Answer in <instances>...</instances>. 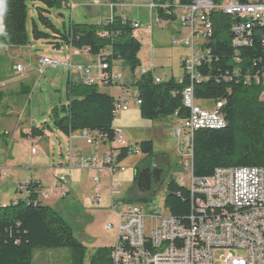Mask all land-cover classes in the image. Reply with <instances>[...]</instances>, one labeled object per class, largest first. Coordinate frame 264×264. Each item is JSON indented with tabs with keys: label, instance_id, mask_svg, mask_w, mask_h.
I'll return each instance as SVG.
<instances>
[{
	"label": "trees",
	"instance_id": "trees-1",
	"mask_svg": "<svg viewBox=\"0 0 264 264\" xmlns=\"http://www.w3.org/2000/svg\"><path fill=\"white\" fill-rule=\"evenodd\" d=\"M157 1L160 6L156 9L158 17L176 21L175 8L189 6L195 0ZM213 1L217 4L223 2ZM65 2L66 0H2L0 26L4 28L5 35H0V45L12 48L30 45L27 9L29 4L37 3L44 8H36L38 19L32 23L35 41L49 43L54 51L69 47L89 49L92 57L111 51L108 58L110 66L121 61L130 68L134 77L136 70L141 67L139 55L142 45L133 34L132 20L113 16L105 24H72L61 32L47 14L54 8H61ZM175 2L178 4H174ZM165 3H168L167 9L162 8ZM209 19L214 25L212 38L207 44L211 57L208 62L197 67L205 80L194 83L195 98L199 104L222 100L226 127L221 130L195 131L193 174L197 178L211 177L217 168H264V89L254 83L247 85L241 80L248 72L255 74L264 71V26L254 25L252 28L251 46L235 49L232 45L235 38L232 28L236 20L222 12H212ZM2 63L0 56V64ZM235 69L241 71V78L233 75ZM228 75L232 79L227 78ZM134 79L131 86L137 90L143 119L175 117L183 122L188 118L189 110L185 108L182 97L184 89L190 83L186 73L180 80L171 79L160 84L155 82L152 72ZM24 88L25 93H31L28 88ZM66 89L69 104L52 110L50 118L53 126L46 123L40 127H32L28 133L22 134V138L44 137L47 129L58 130L67 136L86 129L99 131L108 141L114 140L115 98L101 93L97 86L82 83L70 84L68 81ZM6 136L7 134L0 133V142ZM136 147L148 159L134 172L133 193L136 200L129 199L127 202L150 204L169 173L165 167L152 162L156 157L153 142H142ZM128 157V149H122L121 158ZM30 183V194L26 200L19 198L16 204L10 203L6 208H0V264H33L37 250L55 249L71 250L73 264H84L86 249L75 238L73 229L54 209L43 205L38 194L43 186L36 181ZM164 207L181 224H188L191 194L173 177L167 184ZM108 254H111V248ZM91 264L100 262L94 257Z\"/></svg>",
	"mask_w": 264,
	"mask_h": 264
},
{
	"label": "built area",
	"instance_id": "built-area-1",
	"mask_svg": "<svg viewBox=\"0 0 264 264\" xmlns=\"http://www.w3.org/2000/svg\"><path fill=\"white\" fill-rule=\"evenodd\" d=\"M139 1L149 2L153 11L160 7L156 0ZM162 8L167 9L168 6L163 5ZM179 8L185 11L182 25L188 29L189 36L173 39L171 44L191 50L190 57L183 61L184 72L190 79L182 94L183 104L189 110V116L182 122L183 127L176 131V136L184 140L181 150L184 156L182 167L189 178L188 186L185 185L183 176L178 180V183L186 187L191 194L188 224H181L165 207L154 206L152 203L125 202L123 183L117 180L119 175L127 171L124 165L126 158H121L122 149H128L129 157L139 155L141 152L138 147L130 146L119 130L115 129V138L112 141H108L96 130L78 131L85 145L95 152L89 155L74 151V133H71L68 136L67 167L86 169L92 173V190L89 196L91 203L100 205L105 199L108 211L116 218V224L111 222L104 227L109 232L117 231L116 241L111 247V264H216V250L226 251L218 257L220 264H264V168H217L208 178H197L193 174L195 131L221 130L226 127L222 100L199 104L195 98L194 83L205 80L197 71V67H201L211 57V50L207 48V44L212 38L214 25L209 16L212 12H222L236 20L232 28L235 35L232 45L235 49L249 47L252 44L250 35L254 25L264 26V0H247L246 3L240 0H223L220 4L213 0H195L189 6H177L175 9ZM172 24L171 20L162 19L157 15L146 27L151 32L154 28H168ZM132 26L135 36V32L141 30L143 24L139 20H132ZM0 35H5L2 26ZM262 46L264 48V40ZM2 48L16 49L0 45V49ZM67 49L69 52L64 61L39 55L34 66L14 65L13 74L24 75L33 68L34 72L42 77L49 69L63 68L69 76L70 84L82 83L97 87L117 85L121 87L123 97L115 99L114 114L128 112L130 102L127 98L130 87L124 85V76L115 73L110 66L108 58L111 51L95 57L94 63L85 65L75 64L73 58L81 55L92 57L89 49L69 47L64 50ZM64 50L54 52L61 55ZM236 55L238 56L237 52ZM236 62L240 61L236 58ZM74 73L79 76L77 80H73ZM145 73L147 72L141 71L139 77ZM233 75L241 78V71L235 69ZM134 77L139 78L135 75ZM227 78L232 79L229 75ZM241 80L247 85L254 83L264 89V71L255 74L248 72ZM155 82L160 84L163 81L155 78ZM133 101L140 106L138 96L133 98ZM210 104L212 109H207L205 106ZM32 145L36 146L38 142ZM36 152L37 150L33 148L32 153ZM0 174L3 177L10 175L3 169H0ZM102 176H105V185L102 184ZM30 182L19 185L17 191L27 192L29 196V187L32 184ZM70 193V181L67 176L58 178L56 187L51 192H45L43 188L38 191L42 202L57 194L63 200ZM104 193H107L106 197ZM16 202L17 200L12 203ZM8 205H0V208H6ZM232 251H245L246 256L236 257Z\"/></svg>",
	"mask_w": 264,
	"mask_h": 264
},
{
	"label": "rangeland",
	"instance_id": "rangeland-1",
	"mask_svg": "<svg viewBox=\"0 0 264 264\" xmlns=\"http://www.w3.org/2000/svg\"><path fill=\"white\" fill-rule=\"evenodd\" d=\"M116 1L119 2V6H116L114 11V6L109 0H66L61 8H54L47 15L61 32H64L72 24H105L113 16L122 15L124 18L133 20L137 18L143 24L141 30L137 31L138 38L142 41L141 67L143 66L144 69L151 67L150 70H152L154 78L158 77L163 81L180 80L184 75L180 58L183 54L184 59L189 58L190 50L182 49L181 46H172L171 41L189 35L182 25L185 11L180 8L175 9L177 20L172 26L163 29L154 28L150 33H146V26L157 16L156 10L150 9V3L139 0ZM156 3L158 4V1ZM36 8L44 7L34 3L29 4L27 9V32L30 45L21 49H0V56L3 59V63L0 64V93L5 96L3 100H0V133L8 132L0 142V163L3 168H7L10 174L8 177H3L0 192L2 194L9 192L12 197L25 200L28 197L27 192L18 193L13 188L16 185L13 180L18 177L16 172L21 175L22 184L26 183V179L31 177V174L43 179L44 184L48 183L51 177L50 166L58 165L62 161L65 163L69 151L67 135L58 130L47 129L44 137L40 139V144L36 146H32L30 140L22 138L23 132L29 131L32 127H40L46 123L52 127L50 118L52 110L56 107L67 106L70 101L66 89L69 76L63 68L49 69L42 77H39L33 68L24 75L13 74L14 65L28 66L31 64L34 66L36 57L39 55L59 59V55L54 52L52 45L33 39L32 23L33 20L38 19ZM61 15L64 18L60 17ZM180 28L186 32L184 36L176 32ZM198 29L199 26L196 31ZM74 63L79 64L77 61ZM141 67L136 70V77H139L141 71L144 70ZM113 70L115 73H121L125 82H128L129 79L131 82L135 80L130 68L121 61L114 62ZM78 77V74L74 73L73 80H77ZM1 80L8 81L2 82ZM24 87L28 88L31 93H25ZM98 89L101 93L111 96L122 94L120 86L117 85L111 87L101 85ZM136 96L137 90L131 86L127 98L130 102V110L124 113L118 112L113 121V127L124 134L126 141L133 148L142 142H153L156 157L152 162L165 167L169 175L164 185L152 198V204L164 207L167 184L171 177L178 182L183 176L185 185H189L188 173L182 167L184 156L181 150L184 140L176 136V131L183 127L182 122L175 117L159 120L143 119L139 106L133 101ZM206 108L212 109V105L210 104ZM75 145L78 146L77 141H75ZM33 148L37 150L35 154L32 153ZM147 159V156L140 153L139 155H130L124 161L127 171L123 175H119L117 180L123 182L122 192L126 203L129 199L136 200L133 193L134 172ZM0 178L2 177L0 176ZM101 181L105 185V176L101 177ZM85 184L87 181L81 180L72 195L58 204H55V201L59 199L58 196L42 203L45 206H52L71 226L75 238L86 249L84 264H91L94 257L98 258L100 264H111L108 251L116 241L117 231L109 232L104 227L111 222L116 224V218L107 210L105 199L100 205H93L90 200L86 199ZM106 196L107 193H104V197ZM224 253L226 251L216 250V264H220L218 257ZM232 254L236 257L246 256L245 251H232ZM33 264H73L72 252L69 249L37 250Z\"/></svg>",
	"mask_w": 264,
	"mask_h": 264
},
{
	"label": "crops",
	"instance_id": "crops-1",
	"mask_svg": "<svg viewBox=\"0 0 264 264\" xmlns=\"http://www.w3.org/2000/svg\"><path fill=\"white\" fill-rule=\"evenodd\" d=\"M110 2H111V4L114 6V11H115V9H116V6H119V2H117L116 0H109ZM114 14H115V12H114ZM174 14L176 15V13H175V11H174ZM119 17H122V18H124L122 15H119ZM176 17H177V15H176ZM129 19V18H128ZM131 20H133V19H131ZM135 20H138L137 18L135 19ZM176 20H177V18H176ZM140 21V20H139ZM173 22V24H174V21H172ZM172 24V25H173ZM186 30L188 31V29L186 28ZM150 33V31H148V30H146V33ZM176 32H178L179 34H181V36H184L185 34H186V32L185 31H183L181 28L180 29H178ZM189 32V31H188ZM189 36V35H188ZM188 36H186V37H181V38H179V39H183V38H187ZM139 37V35L137 34V31L135 32V38L138 40V41H140V43H141V45H142V41L138 38ZM172 42V41H171ZM172 45V44H171ZM17 49V48H16ZM21 49V48H20ZM182 49H187V48H182ZM142 50V49H141ZM188 50H190V49H188ZM65 51H67V53H63V54H61V55H59V60H62V61H64V60H66L67 59V56H68V52H69V50L67 49V50H64V52ZM190 54H191V50H190ZM145 56H146V54H144ZM184 55V54H183ZM181 56V63H182V67H183V61L185 60L184 59V57L185 56ZM45 56V55H44ZM139 57H140V55H139ZM74 59V61H77L79 64H92V63H94L95 61H96V58L95 57H86V56H84V55H81V56H79V57H77V58H73ZM115 65H116V63H115ZM115 65H114V68H115ZM141 68H143L144 69V67L142 66ZM151 69V67H149V68H147V69H144V70H142V71H145V72H152V70H150ZM158 78V77H157ZM160 79V78H159ZM162 80V79H161ZM8 80H4L3 82H7ZM163 81V80H162ZM124 85L126 86V87H131V79H129L128 80V82H125L124 81ZM121 88V87H120ZM0 94H2V99L1 100H3L4 99V94L3 93H0ZM109 95V94H108ZM111 96V95H110ZM112 97H114L115 99H117V98H120V97H123V95L121 94V95H118V96H112ZM208 106V105H207ZM207 106H205V107H207ZM29 131H26V132H23V133H28ZM5 133V132H4ZM6 133H8V132H6ZM5 133V134H6ZM68 137V136H67ZM40 139L41 138H37V139H27V140H30V142H31V144H33L34 142H38V145L40 144ZM75 141H77V145L79 146H82V147H78V146H76L75 145ZM68 142H69V137H68ZM129 144V143H128ZM32 146H34V145H32ZM73 148H74V151L75 152H80L81 154H83V155H89V154H92V153H94L95 154V152L94 151H92L89 147H87L86 145H85V142L79 137V134L77 133V134H74V136H73ZM39 153V152H38ZM37 153V154H38ZM36 154V155H37ZM67 165H68V157H67V161L65 160V163H63V161L61 162V163H59L58 165H53V166H50V168H49V171H50V173H51V177H50V180H49V182L48 183H45L44 184V181H43V179H41L39 176L38 177H35L36 175H33V174H31V177H29L28 179H26V183L27 182H30V181H36V182H38V183H40L45 189L43 190V191H45V192H51L52 191V189H54L55 187H56V182H57V179L58 178H60L61 176H67L68 177V179H69V181H70V190H71V193L69 194V196L70 195H72V193L74 192V190L77 188V185L80 183V181L81 180H83V179H85L86 181H87V184H85V186H84V195L86 196V199L87 200H90V198H89V196H90V192H91V190H92V185H91V177H92V173L91 172H89V171H87L86 169H78V168H75V169H69L68 167H67ZM0 169H3V170H6V171H8L7 170V168H3L2 167V164L0 163ZM16 174L18 175V177H16L14 180H13V182L16 184L15 185V187H13L14 188V190L16 191V192H18L17 190H18V186L19 185H21L22 184V181H21V175L18 173V172H16ZM0 176H1V174H0ZM2 178H0V185H1V182H2V179H3V176H1ZM120 181V180H119ZM122 182V181H121ZM123 183V182H122ZM91 188V189H90ZM19 193V192H18ZM56 196H58V194L56 195ZM55 196V197H56ZM68 196V197H69ZM54 198V197H53ZM19 198H16V197H12L10 194H9V192L7 193V192H4L3 194L0 192V205H3V204H10V203H12V202H14V201H16V200H18ZM62 201V199H57L56 201H55V204H58V203H60ZM107 204V203H106ZM50 207V206H49ZM51 208L52 209H54L52 206H51ZM55 210V209H54ZM107 210H108V204H107ZM57 212V211H56Z\"/></svg>",
	"mask_w": 264,
	"mask_h": 264
},
{
	"label": "water",
	"instance_id": "water-1",
	"mask_svg": "<svg viewBox=\"0 0 264 264\" xmlns=\"http://www.w3.org/2000/svg\"><path fill=\"white\" fill-rule=\"evenodd\" d=\"M1 6H2V0H0V12H1ZM60 17L64 18L63 15H61Z\"/></svg>",
	"mask_w": 264,
	"mask_h": 264
},
{
	"label": "bare ground",
	"instance_id": "bare-ground-1",
	"mask_svg": "<svg viewBox=\"0 0 264 264\" xmlns=\"http://www.w3.org/2000/svg\"><path fill=\"white\" fill-rule=\"evenodd\" d=\"M185 73V72H184Z\"/></svg>",
	"mask_w": 264,
	"mask_h": 264
}]
</instances>
